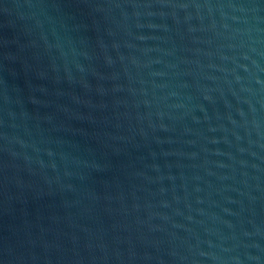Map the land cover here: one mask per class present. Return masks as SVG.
Masks as SVG:
<instances>
[{"label": "water", "instance_id": "1", "mask_svg": "<svg viewBox=\"0 0 264 264\" xmlns=\"http://www.w3.org/2000/svg\"><path fill=\"white\" fill-rule=\"evenodd\" d=\"M0 264H264V0H0Z\"/></svg>", "mask_w": 264, "mask_h": 264}]
</instances>
